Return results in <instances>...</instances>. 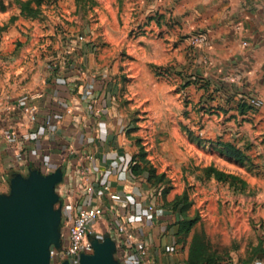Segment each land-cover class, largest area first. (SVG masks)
I'll list each match as a JSON object with an SVG mask.
<instances>
[{"label":"rangeland","instance_id":"374dc122","mask_svg":"<svg viewBox=\"0 0 264 264\" xmlns=\"http://www.w3.org/2000/svg\"><path fill=\"white\" fill-rule=\"evenodd\" d=\"M16 1L0 0V96L37 86L60 61L109 76L132 150L142 148L155 169L150 188L158 208L179 206L178 216L199 218L193 233L207 234L222 264H251L254 248H264V101L257 97L262 104L255 107L253 97H239L221 107L212 82L195 76L199 48L190 39L184 61L167 56L177 28L155 0H45L35 17L21 13ZM238 104L251 109L242 113ZM221 142L242 148L247 158H228ZM211 166L247 186L242 191L240 183L210 178ZM180 240L178 253L189 245Z\"/></svg>","mask_w":264,"mask_h":264},{"label":"crops","instance_id":"0c3cea01","mask_svg":"<svg viewBox=\"0 0 264 264\" xmlns=\"http://www.w3.org/2000/svg\"><path fill=\"white\" fill-rule=\"evenodd\" d=\"M153 5L169 9L177 28V44L167 51L172 60L184 61L193 34L207 35L208 45L193 51L199 63L195 76L212 82L221 107H233L239 97L264 101V0H155ZM45 75L26 92L0 96V195L10 194L17 176L26 179L33 171L49 176L60 170L55 209L62 213L61 247L68 244L69 224L79 209L100 206L103 215L90 239L114 242L119 264H153L154 257L157 264L185 263L189 247L182 253L167 251L179 229L173 210L159 209L147 177L133 172L138 152L128 140L127 119L109 76H91L65 61ZM25 94L38 106L35 124L18 107ZM259 122L264 129V106ZM13 130L20 134L16 145L6 140ZM16 147L24 150L21 160L14 156ZM152 204L156 207L150 212ZM120 226L131 238L120 233ZM94 252L82 253L79 262ZM140 252L146 253L143 263L137 258ZM255 261L264 264V256L251 264Z\"/></svg>","mask_w":264,"mask_h":264},{"label":"water","instance_id":"95a60500","mask_svg":"<svg viewBox=\"0 0 264 264\" xmlns=\"http://www.w3.org/2000/svg\"><path fill=\"white\" fill-rule=\"evenodd\" d=\"M61 181L60 170L49 176L33 171L26 179L14 178L10 194L0 195V264H51V248H61L62 213L55 209ZM92 244L94 254L83 255L78 264H119L114 242Z\"/></svg>","mask_w":264,"mask_h":264},{"label":"built area","instance_id":"2783aa9c","mask_svg":"<svg viewBox=\"0 0 264 264\" xmlns=\"http://www.w3.org/2000/svg\"><path fill=\"white\" fill-rule=\"evenodd\" d=\"M84 37H81L83 39ZM190 44L195 48H205L208 45V37L204 32H197L190 38ZM206 61H209L205 57ZM33 97L29 94L22 95L18 98V107L28 118L29 122L35 124L38 122V106L32 103ZM251 103L255 107H260L262 101L253 97ZM25 138H29V135H25ZM6 140L13 143L14 145L20 140V134L13 130L6 134ZM14 156L16 159L21 160L24 156V150L22 148L16 147L14 150ZM92 158V157H91ZM92 188H90L91 190ZM108 189V187H106ZM127 202V201H124ZM155 205H149L148 210L153 212L155 210ZM173 218L176 224L182 219L174 212H172ZM103 215V209L100 206H94L89 209L80 208L77 216L69 224V241L66 246L57 249L55 247L51 248V263L52 264H63L64 262H69L70 264H77L79 262V257L82 253H92L94 250L90 236L95 233L94 224ZM120 233L126 235V238H131L128 234L127 228L125 226H120ZM180 248L179 244H172L167 247V251L171 253H178ZM160 253V252H159ZM143 257H146L145 252H140L137 255L138 261L143 263ZM153 264H157L155 257L152 258ZM185 264V263H182ZM253 264H260L259 261H255Z\"/></svg>","mask_w":264,"mask_h":264},{"label":"trees","instance_id":"16d2710c","mask_svg":"<svg viewBox=\"0 0 264 264\" xmlns=\"http://www.w3.org/2000/svg\"><path fill=\"white\" fill-rule=\"evenodd\" d=\"M16 2L21 13L35 17L38 12L37 7L41 6L45 2V0H17ZM250 109L251 107L247 106L246 104L240 105V111L242 113ZM219 145L221 146L224 155H226L228 158L237 161L247 158L245 150L231 142H221ZM140 150L141 151L136 155L137 163L132 167V169L136 175H145L149 183H151L156 176L155 169L151 168V166L149 165L150 162L149 160H147L145 151L142 148ZM206 173L210 178H214L219 182L229 183L232 186H235V184L238 185L240 183V189L242 191L247 186V182L240 177L234 174H228L212 166L206 169ZM162 177L163 176H160V178ZM171 210H173V212L179 211L181 213V208H179V206H177V208H172ZM198 222L199 218L186 219L183 217L178 222L179 229L177 232V236L182 238L180 242L184 240L183 242L186 244L189 241V256L185 264H222V259L220 258V256H218L216 252L212 251L211 243L207 234L204 231L193 233V230ZM254 254V260L262 255L264 256V248L262 244H259L258 246H256V248H254Z\"/></svg>","mask_w":264,"mask_h":264}]
</instances>
